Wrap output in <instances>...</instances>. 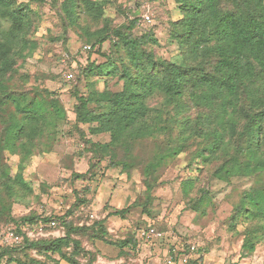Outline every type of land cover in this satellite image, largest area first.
I'll return each mask as SVG.
<instances>
[{"label": "trees", "instance_id": "trees-1", "mask_svg": "<svg viewBox=\"0 0 264 264\" xmlns=\"http://www.w3.org/2000/svg\"><path fill=\"white\" fill-rule=\"evenodd\" d=\"M173 1L181 14L170 22V37L180 48L177 62L153 52L148 46L156 42L151 33L134 36L133 30L145 22L135 10L121 7L125 20L114 25L103 16L104 2L53 0L70 25H79L83 19L81 32L90 42L87 52L95 46L99 50L105 42L113 46L120 42L127 57V62L119 65L109 56L108 66L89 63L85 67L84 72L97 69L102 76L117 77L122 86L111 90L104 85L87 95L75 92L74 127L95 123L92 134L109 135L106 142L93 141L78 129L93 159L107 157L110 164L126 172L139 169L144 191L131 206L145 212L160 170L186 151L191 138H199L193 159L208 167L212 176L222 181L236 176L252 180L234 202L231 215L236 222H247L241 248L250 254L259 242L264 243V0ZM37 18L26 2L0 0V222L21 236L18 244L0 243V264H82L80 259L89 255L85 264H94L101 254L96 242L113 243L107 215L91 222L69 217L84 200L79 199L74 210L62 216L12 213L14 198L33 192L22 174L25 160L38 147L45 130L65 117L58 99L50 97L45 102L33 96L26 101L24 92L11 86L17 61H23L36 47L31 34ZM92 22L94 27L89 25ZM114 38L117 41L113 43ZM157 97L158 103L150 105L149 100ZM137 147H148L146 157L134 154ZM4 150L20 156L14 175L2 159ZM193 185L194 181L187 179L183 190L188 206L197 208L204 204L207 191L202 189L201 195L192 199L188 192ZM128 208L113 214L123 217ZM52 220L58 229L63 226V234L27 235L26 229ZM137 234L115 242L119 259H131L137 251Z\"/></svg>", "mask_w": 264, "mask_h": 264}, {"label": "rangeland", "instance_id": "rangeland-1", "mask_svg": "<svg viewBox=\"0 0 264 264\" xmlns=\"http://www.w3.org/2000/svg\"><path fill=\"white\" fill-rule=\"evenodd\" d=\"M18 1L26 2L38 14L31 34L36 47L23 61H17L11 86L23 91L26 101L33 96L37 101L45 102L50 97L58 99L65 117L45 130L42 139L37 141L38 147L25 160L22 174L33 192L26 197H15L12 213L15 216L31 212L62 216L74 210L79 199L84 200L69 217L73 221L91 222L107 215L109 239L113 243L96 242L102 254L96 257L94 264H264V243L259 242L253 253H247L241 248L247 222L231 219L233 204L242 191L250 187L251 178L236 176L222 181L212 176L208 167L193 159L199 138H191L186 151L160 170L161 176L152 190L148 211L131 206L144 191L139 169L133 167L126 172L120 166L110 164L107 157L100 161L93 159L78 129L83 131L85 138L93 141L106 142L109 135L92 134L90 129L96 126L95 123H80L78 128L74 127L75 92L87 95L91 89L100 90L104 85L111 90L121 89L122 81L117 77L102 76L97 69L91 73L84 69L89 63H94V67L110 65L109 56L117 65L127 62L122 44L113 46L105 42L99 50L95 46L87 52L83 46L90 42L81 32L83 19L79 20V25H70L53 0ZM96 1L105 3L103 16L112 19L114 25L125 20L119 12L121 7L135 10L139 17L148 13L151 21L139 23L133 30L134 36L151 33L156 42L148 46L158 57L175 62L181 57L176 40L170 37V22L181 17L173 0ZM89 25L94 27L95 23ZM116 41L114 38L112 42ZM67 73H72L73 78H66ZM158 98L149 100V104L156 105ZM89 106L94 108V104ZM46 108L50 111L48 105ZM193 114L194 110L191 111ZM160 139L163 140V136ZM147 153L148 147H137L134 151L140 157H146ZM19 158L18 154L2 152L10 175L16 173ZM75 174L85 176L75 177ZM187 179L194 181L188 192L192 199L198 198L202 189L207 191L204 204L197 208L188 206V196L183 190V182ZM128 206L130 209L125 216L113 214ZM90 214L94 215L93 220H90ZM152 226L162 233V237L140 240L131 259H119V247L115 242ZM5 228L6 225L0 222V243ZM84 244L89 246L86 241ZM190 246H194V250ZM170 252L178 257L174 262L166 261ZM182 257L186 258L185 262L178 261ZM86 258L80 259L82 264L86 263Z\"/></svg>", "mask_w": 264, "mask_h": 264}, {"label": "built area", "instance_id": "built-area-1", "mask_svg": "<svg viewBox=\"0 0 264 264\" xmlns=\"http://www.w3.org/2000/svg\"><path fill=\"white\" fill-rule=\"evenodd\" d=\"M142 18L144 19V21L146 23L151 21V17L148 13L142 14ZM89 48H90L89 45L83 46L84 50H87ZM65 76L68 79L73 78L72 73H67ZM89 218H90V220L93 219L94 215L90 214ZM46 227H49L51 230L46 231L45 230ZM26 233L28 236H45L48 234L58 236V235L63 234V229L62 228L58 229L56 222L52 220L49 223H37L33 229H26ZM152 237L160 238V237H162V233L157 231L153 227H147V228L141 229L137 234V238H138L139 242H140V240H143L146 238H152ZM1 241L5 245H14V244L20 243L21 236L19 234L15 233V231L13 230V228L11 226H8L2 232ZM190 249L194 250V246H190ZM177 258L178 257L176 256V254L170 252L168 254V256L166 257V261L167 262H174L175 260H177ZM178 261L185 262L186 258L185 257L179 258Z\"/></svg>", "mask_w": 264, "mask_h": 264}, {"label": "crops", "instance_id": "crops-1", "mask_svg": "<svg viewBox=\"0 0 264 264\" xmlns=\"http://www.w3.org/2000/svg\"><path fill=\"white\" fill-rule=\"evenodd\" d=\"M100 249V248H99ZM101 250V249H100ZM101 254H102V252H101ZM101 254H99V255H101Z\"/></svg>", "mask_w": 264, "mask_h": 264}]
</instances>
